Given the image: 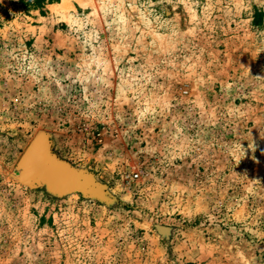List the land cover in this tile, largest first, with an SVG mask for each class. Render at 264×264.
Masks as SVG:
<instances>
[{
    "label": "rangeland",
    "instance_id": "rangeland-1",
    "mask_svg": "<svg viewBox=\"0 0 264 264\" xmlns=\"http://www.w3.org/2000/svg\"><path fill=\"white\" fill-rule=\"evenodd\" d=\"M0 264H264V0H0Z\"/></svg>",
    "mask_w": 264,
    "mask_h": 264
},
{
    "label": "water",
    "instance_id": "water-1",
    "mask_svg": "<svg viewBox=\"0 0 264 264\" xmlns=\"http://www.w3.org/2000/svg\"><path fill=\"white\" fill-rule=\"evenodd\" d=\"M22 162L26 166L22 177L29 185L39 183V180L55 182L58 173L63 172L62 167L47 155L45 146L37 141L30 143Z\"/></svg>",
    "mask_w": 264,
    "mask_h": 264
},
{
    "label": "trees",
    "instance_id": "trees-1",
    "mask_svg": "<svg viewBox=\"0 0 264 264\" xmlns=\"http://www.w3.org/2000/svg\"><path fill=\"white\" fill-rule=\"evenodd\" d=\"M57 0H20V4L24 10L41 9L45 5L55 3Z\"/></svg>",
    "mask_w": 264,
    "mask_h": 264
},
{
    "label": "bare ground",
    "instance_id": "bare-ground-1",
    "mask_svg": "<svg viewBox=\"0 0 264 264\" xmlns=\"http://www.w3.org/2000/svg\"><path fill=\"white\" fill-rule=\"evenodd\" d=\"M64 4H67L66 2H64ZM64 171V170H63Z\"/></svg>",
    "mask_w": 264,
    "mask_h": 264
}]
</instances>
